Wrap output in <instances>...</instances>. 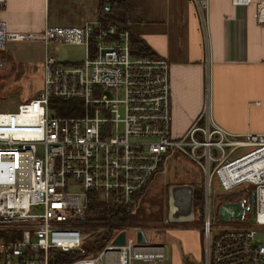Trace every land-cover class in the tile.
Masks as SVG:
<instances>
[{
    "label": "built area",
    "instance_id": "obj_1",
    "mask_svg": "<svg viewBox=\"0 0 264 264\" xmlns=\"http://www.w3.org/2000/svg\"><path fill=\"white\" fill-rule=\"evenodd\" d=\"M231 2L244 6L251 0ZM194 4L203 23L208 0ZM5 5L0 0V11ZM255 19L264 26V0L255 3ZM12 41H38L44 54L40 97L0 111V232L7 234L0 240L1 264H49L52 252L80 248L88 235L77 222L84 216L85 195L92 191L107 205L136 207L138 195L164 169L173 150L203 177L202 264H264V243L255 240L256 232L264 231L263 133L236 135L216 125L205 94L201 112L184 134L174 137L168 61L133 56L129 31L112 24L15 33L5 31L0 21V51ZM56 44L84 46V60L59 62L48 55ZM53 99L78 101L80 115H55ZM213 179L222 196L242 187L254 194L249 224L214 223L209 204ZM163 225L166 235L175 229L167 227V219ZM144 229L117 227L96 256L69 264H96L108 254L116 255V264L163 262L166 245L150 242ZM139 231L143 243L137 241ZM122 232L124 243L113 245Z\"/></svg>",
    "mask_w": 264,
    "mask_h": 264
},
{
    "label": "crops",
    "instance_id": "obj_2",
    "mask_svg": "<svg viewBox=\"0 0 264 264\" xmlns=\"http://www.w3.org/2000/svg\"><path fill=\"white\" fill-rule=\"evenodd\" d=\"M50 1L6 0L0 11L5 31L40 32L49 26ZM256 1L235 6L231 0H208L202 23L194 0H126L130 31L169 63L170 129L174 137L184 134L201 112L205 94L216 125L236 135L264 134V26L255 19ZM93 2L53 0L54 9H70L67 18L79 26L85 22L99 25L100 10H108L109 1L98 0L96 21H89ZM173 231L174 238L163 235L164 245L176 244L178 260L170 248L169 257L158 264H180L182 257L200 263L198 225L190 223ZM148 239L152 242L149 235ZM100 262L116 264V255L108 254Z\"/></svg>",
    "mask_w": 264,
    "mask_h": 264
},
{
    "label": "rangeland",
    "instance_id": "obj_3",
    "mask_svg": "<svg viewBox=\"0 0 264 264\" xmlns=\"http://www.w3.org/2000/svg\"><path fill=\"white\" fill-rule=\"evenodd\" d=\"M98 0H94L92 14L88 19L89 21H96V6L98 4ZM62 11L58 9H54L53 0L50 1L49 8V26H60V27H71V26H79L80 23L75 20H69L67 18V11L70 9L67 8L65 12L63 7ZM74 19V18H72ZM6 51L0 52V111L9 112L13 111L19 102L31 99L36 96L41 90L42 86V59H43V44L38 41H30V42H8L4 46ZM48 55L54 56L61 63H75L84 60L85 58V48L80 45H72V44H56L50 46L48 48ZM188 149V148H186ZM244 149L237 150L233 156H236L243 152ZM186 185L189 184L193 186V188H197L198 186L202 189V213L204 214V197H205V189L203 184V177L196 165L190 162L184 155H182L179 151L173 150L169 153L164 169L152 177L145 190L138 195V203L139 209L137 212L139 213V217L142 216L144 218H148L149 220L160 218L162 221L158 225L149 224V226H145L144 231L151 237L152 242L160 240L163 235L166 237V233H164V220L167 219L168 212V204H167V192L171 185ZM241 192L249 196L251 193L250 190H245V188H241ZM238 193H233L228 196H222L219 188L217 187L215 180L213 179L210 187V198L209 204L211 206V215L215 224L217 225H236L242 227L243 225H247L252 220V209L253 204H250L249 211L246 212L245 217L240 220L231 219L230 221L222 222L217 221L215 218L216 214V204L222 203L223 201H232L235 200L233 196ZM245 196V195H244ZM238 200V199H237ZM236 200V201H237ZM164 201V204H160ZM193 206V204H192ZM194 210V209H193ZM162 214V215H161ZM194 214V211H193ZM203 214L201 215L200 221L199 219L193 215V222L191 224L198 225V227L202 226L203 222ZM185 222H170L168 220V228L176 227H184ZM129 226H137V225H129ZM122 227V226H119ZM117 228V227H115ZM113 228V229H115ZM89 231H85L83 228V233L88 234L85 238H87L90 233L95 230H103V228L90 229ZM112 229V230H113ZM140 232V231H139ZM1 234V233H0ZM173 233L169 234L172 236ZM171 238H174L172 236ZM165 239V238H164ZM164 239L161 240L164 242ZM176 239V238H175ZM150 240V239H149ZM255 240L260 243H264V231H258L255 235ZM166 241V240H165ZM176 245V244H175ZM173 245V243H169L166 246L167 256L169 257L170 248L172 250V254L174 253V259L178 260L177 254L179 255V250L177 251V247ZM200 263L195 262L194 260H189L187 262L184 257L179 258L180 264H202V254H203V240L201 235V247H200ZM96 255H93V257ZM92 257V256H90ZM172 257V256H171ZM171 259V258H170ZM166 260V259H165ZM1 264V262H0ZM99 264V263H96ZM101 264V262H100ZM133 264H142L140 262H134ZM146 264V263H144ZM158 264V263H157ZM164 264H168V261H165ZM177 264H179L177 262Z\"/></svg>",
    "mask_w": 264,
    "mask_h": 264
},
{
    "label": "trees",
    "instance_id": "obj_4",
    "mask_svg": "<svg viewBox=\"0 0 264 264\" xmlns=\"http://www.w3.org/2000/svg\"><path fill=\"white\" fill-rule=\"evenodd\" d=\"M108 1V10L102 8L103 10L101 9L99 12V25L106 27L107 25L112 24L119 29L129 31L130 50L133 56L139 58H157L145 41L132 33L128 28L129 21L127 19V14L129 12V5L126 0ZM50 106H54V113L57 116H78L81 113L78 101L73 99H53L50 101ZM240 195L241 192H238L233 198L236 199ZM85 197L86 205L84 216L77 222L84 227L85 231H89L88 228H103V230H95L90 233L87 238L83 239L80 245V248L82 249L81 253L52 252L49 264H69L72 260L96 255L108 242L112 229L115 227L137 225L144 228L145 226H149V224L158 225L162 221L160 218L149 220L142 216L139 217V213L137 212L139 204L136 207L132 205L114 207L102 202L97 194L92 191L88 192ZM160 204H164V201ZM192 204L194 216L200 221L201 215L203 214L202 189L200 186L193 188ZM173 232L175 231L172 230L170 233ZM0 233V240L6 238V233ZM164 238L166 237H162L160 240L154 242L164 243L161 241Z\"/></svg>",
    "mask_w": 264,
    "mask_h": 264
},
{
    "label": "water",
    "instance_id": "obj_5",
    "mask_svg": "<svg viewBox=\"0 0 264 264\" xmlns=\"http://www.w3.org/2000/svg\"><path fill=\"white\" fill-rule=\"evenodd\" d=\"M40 92L36 94V98L40 97ZM168 197V212L167 218L170 222H193V186L186 185H171L167 192ZM252 203L254 204V194L252 196ZM183 204V206H181ZM249 201L241 198L237 201H226L216 205L217 221H230L231 219L240 221L244 215L249 211ZM254 209H252L253 212ZM137 241L143 243V233H137ZM124 243V233H120L113 241V245H122ZM82 249L77 248L72 250L73 253H81Z\"/></svg>",
    "mask_w": 264,
    "mask_h": 264
},
{
    "label": "flooded vegetation",
    "instance_id": "obj_6",
    "mask_svg": "<svg viewBox=\"0 0 264 264\" xmlns=\"http://www.w3.org/2000/svg\"><path fill=\"white\" fill-rule=\"evenodd\" d=\"M180 185H182V184H180ZM251 194L248 196L247 194H246V192H244V193H242L239 197H237L235 200H232V201H236L237 199L239 200V199H241V198H244V199H246V200H248L249 201V207H250V204H253L252 203V196H253V193L252 192H250ZM245 195V196H244ZM228 196V195H227ZM166 198H167V201H168V197L166 196ZM227 200H225V201H223V202H226ZM217 205V204H216ZM181 206H183V204H181ZM250 209V208H249Z\"/></svg>",
    "mask_w": 264,
    "mask_h": 264
},
{
    "label": "bare ground",
    "instance_id": "obj_7",
    "mask_svg": "<svg viewBox=\"0 0 264 264\" xmlns=\"http://www.w3.org/2000/svg\"><path fill=\"white\" fill-rule=\"evenodd\" d=\"M119 264V263H118ZM121 264H123V262H121Z\"/></svg>",
    "mask_w": 264,
    "mask_h": 264
}]
</instances>
